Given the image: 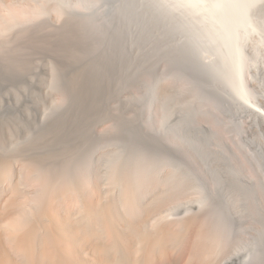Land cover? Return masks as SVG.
Returning a JSON list of instances; mask_svg holds the SVG:
<instances>
[{
	"label": "rangeland",
	"instance_id": "obj_1",
	"mask_svg": "<svg viewBox=\"0 0 264 264\" xmlns=\"http://www.w3.org/2000/svg\"><path fill=\"white\" fill-rule=\"evenodd\" d=\"M122 2L109 20L103 0H0L5 176L65 168L119 212L123 197L162 205L156 224L228 196L216 256L264 252V0L231 41L176 0ZM236 187L261 208H239Z\"/></svg>",
	"mask_w": 264,
	"mask_h": 264
},
{
	"label": "bare ground",
	"instance_id": "obj_2",
	"mask_svg": "<svg viewBox=\"0 0 264 264\" xmlns=\"http://www.w3.org/2000/svg\"><path fill=\"white\" fill-rule=\"evenodd\" d=\"M122 1L103 0L104 19H113ZM180 4L201 13L212 27L202 7ZM253 26H238L234 37ZM10 163L0 161V264H264L262 248L252 243L216 256L234 216L228 196L212 204L199 200L188 213L156 224L151 216L162 205L123 197L119 212L95 194L86 195L81 184L73 188L65 168L24 160L15 162L13 179L5 176ZM232 190L240 194L239 208H261L258 198Z\"/></svg>",
	"mask_w": 264,
	"mask_h": 264
},
{
	"label": "water",
	"instance_id": "obj_3",
	"mask_svg": "<svg viewBox=\"0 0 264 264\" xmlns=\"http://www.w3.org/2000/svg\"><path fill=\"white\" fill-rule=\"evenodd\" d=\"M183 4H196L202 7L213 27L216 36L224 41L234 39L238 26L252 23L249 5L254 0H177ZM194 1V2H193ZM195 6V5H194Z\"/></svg>",
	"mask_w": 264,
	"mask_h": 264
}]
</instances>
